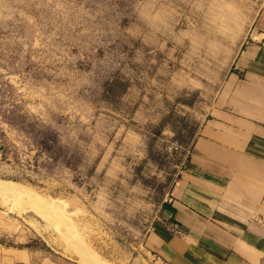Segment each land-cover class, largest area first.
<instances>
[{"label":"rangeland","instance_id":"1","mask_svg":"<svg viewBox=\"0 0 264 264\" xmlns=\"http://www.w3.org/2000/svg\"><path fill=\"white\" fill-rule=\"evenodd\" d=\"M263 7L0 0V264H164L149 233Z\"/></svg>","mask_w":264,"mask_h":264},{"label":"crops","instance_id":"2","mask_svg":"<svg viewBox=\"0 0 264 264\" xmlns=\"http://www.w3.org/2000/svg\"><path fill=\"white\" fill-rule=\"evenodd\" d=\"M148 236L164 264L264 260V7Z\"/></svg>","mask_w":264,"mask_h":264},{"label":"bare ground","instance_id":"3","mask_svg":"<svg viewBox=\"0 0 264 264\" xmlns=\"http://www.w3.org/2000/svg\"><path fill=\"white\" fill-rule=\"evenodd\" d=\"M0 191H2V192L9 191L10 192V191H12V189L9 186H5V185L0 183Z\"/></svg>","mask_w":264,"mask_h":264}]
</instances>
